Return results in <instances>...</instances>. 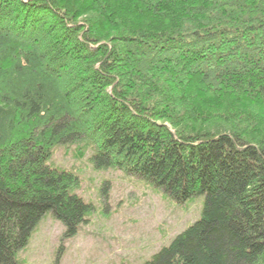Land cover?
Masks as SVG:
<instances>
[{
	"label": "trees",
	"instance_id": "16d2710c",
	"mask_svg": "<svg viewBox=\"0 0 264 264\" xmlns=\"http://www.w3.org/2000/svg\"><path fill=\"white\" fill-rule=\"evenodd\" d=\"M79 142L204 197L146 264H264V0H0V264L49 211L67 237L85 222L77 176L48 165Z\"/></svg>",
	"mask_w": 264,
	"mask_h": 264
},
{
	"label": "rangeland",
	"instance_id": "374dc122",
	"mask_svg": "<svg viewBox=\"0 0 264 264\" xmlns=\"http://www.w3.org/2000/svg\"><path fill=\"white\" fill-rule=\"evenodd\" d=\"M93 153L84 142L54 148L48 165L77 176L71 194L90 210L68 237L64 225L47 212L17 252L20 264H146L200 220L203 196L172 201L123 169L98 168Z\"/></svg>",
	"mask_w": 264,
	"mask_h": 264
}]
</instances>
